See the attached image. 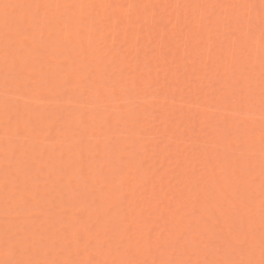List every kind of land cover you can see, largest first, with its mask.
<instances>
[{"label": "snow or ice", "instance_id": "6c2138e0", "mask_svg": "<svg viewBox=\"0 0 264 264\" xmlns=\"http://www.w3.org/2000/svg\"><path fill=\"white\" fill-rule=\"evenodd\" d=\"M161 7L187 14L164 23L157 19ZM161 27L159 53L150 40L153 54L141 62V37ZM73 45L75 57L49 63ZM52 92L76 110L33 107ZM54 116L74 121L68 128L74 142L59 161L66 186L93 179V192L98 185L110 198L139 177L146 185L144 160L162 150L170 166L152 173L160 176L159 191L154 184L143 203L88 229L87 240L70 225L63 232L46 227L43 215L32 213V190L46 171L52 179V166L12 145ZM0 123L8 163L0 178V264H264V0H0ZM92 160L94 178L87 174ZM167 177L178 189L171 198ZM154 214L163 227L149 228ZM105 215L112 216L111 208Z\"/></svg>", "mask_w": 264, "mask_h": 264}, {"label": "rangeland", "instance_id": "374dc122", "mask_svg": "<svg viewBox=\"0 0 264 264\" xmlns=\"http://www.w3.org/2000/svg\"><path fill=\"white\" fill-rule=\"evenodd\" d=\"M18 1H20V0H17V1L13 0V2H18ZM21 1H24V0H21ZM129 1L130 0H108V2L116 3V4H127V3H129ZM166 1L167 0H154V1H152V3L154 2V4H159V5H165L166 3H167L166 5H174L173 2L174 3L180 2V4L196 3L195 0H182V1L177 0L178 2L176 0H168L169 2H166ZM199 1L201 2V0H199ZM205 1L206 2H222V3L236 2V0H205ZM205 1L203 0L202 3H206ZM24 2H26V0ZM148 2H150V0L149 1L148 0H134V1L131 0L130 3H148ZM254 2L258 3L259 0H254ZM197 3H199V2H197ZM172 8L174 9V7H169V8L161 7V8H159L157 10V17L163 18L164 23H167V21L169 19H171L173 22H175V19H176L175 17L177 15L183 16L182 13H184L183 12L184 9H176L175 8L178 11V13H174ZM170 11H171V13H170ZM181 11H182V13H180ZM169 13L173 14V16L169 15ZM101 14H104V13L102 12ZM116 14L119 15L120 12L117 11ZM185 14H187V12L184 13V15ZM161 29H162V31H160ZM120 31H121V35H120L119 39L123 40L124 37L122 35V29ZM169 32H171V26L169 27ZM162 35L165 36V33L163 31V28L161 27L159 29L153 30V32L151 34V38H149L147 36V33H145V35L141 37V42H142V48L140 51L141 62H143L146 53L148 54L149 57H151L153 54L152 49L149 48V41L148 40L155 42L153 44V47L156 48V45H158L156 43H159L160 36L163 37ZM167 39L168 38L166 37V40ZM171 47L173 49L176 48L175 42H171ZM181 50H183V48H180L178 51L180 52L179 54L180 55L182 54L181 56H183V51L181 52ZM68 51H69V53L65 52L63 54H61L59 52L54 53L53 55L50 56L49 63H51L53 65L62 64V63L66 62L65 56H71V57L76 56L77 49L75 48V45H73V47ZM159 51H160V49L157 46L156 52L159 53ZM164 51L167 52V48H165ZM79 82H80L79 77L74 78V87H75V84H78ZM47 95H48L47 100H37L34 103L33 107L39 108L41 111L52 112V113H56V114H60L64 110H67L68 112H72V111L76 110L74 105L68 104L67 101L59 100L56 92L48 93ZM87 111L94 112V107L90 104L87 108ZM66 114L67 113H65V115ZM257 115H258V113H257ZM89 124H90V128L88 130V135L91 136L93 133V129L95 127V122L90 120ZM47 125H49V126H47ZM258 125H259V121L257 120L256 121L257 131H258ZM70 126H74V121L72 119H66L64 121H61L54 116L50 119L44 120L39 125L36 133H32L31 131L26 132L25 136H23L20 140L16 141L15 144L12 145V147H15L16 144H19L22 146V151L24 153H26L27 157L35 159V160H39L40 157L43 156L44 160L47 162V164L52 166V170H53L52 179L51 180L48 179L47 171H46L44 176L41 178L40 182L38 183V185L35 188H33V190H32V192H33L32 195L34 196L32 213L42 214L43 220L45 222V226L46 227L51 226L53 228V231L63 232L64 228L66 226L70 225L71 227L69 230L71 232L75 231L76 233L82 235L85 240H87L90 236V233L87 231L88 229L99 230L105 224L109 223L112 219H114L116 216H118L120 214L122 215L125 212H128V210L130 211V208L134 207L138 202L143 203L145 201L146 197L152 195L154 184H155L156 189L158 191L159 186H160V181H159L160 177L159 176L153 177L151 172L154 171L153 173H155L156 172L155 170L159 169L161 164H164L165 169H167L170 165L167 164V161H165L166 156L168 155L166 153L164 155L165 151L162 152V150H161L160 154L158 153L155 157H152L151 154H149V157H146L144 160V162H146L145 163V165H146L145 171L148 173L149 177L151 178L149 180V182L145 185V183H143L144 177H139L134 182L131 183V185L129 186L130 189H128L129 187L126 188L124 190V192L121 194L118 192H114V194L110 198L109 197L105 198L104 196L101 195V191H100V188L98 185L96 187L95 192H93V190L90 186L91 183L95 182L93 179H90L89 185H85L83 182L78 181V180H73V182L70 186H66L64 183H62L59 180L58 172H59V167H60V164H59L60 153L63 151L65 153V158L67 159L68 147H69L70 143L74 142L73 139L70 137V133L68 132V128ZM47 131H50V132H47ZM45 132H47V133H45ZM3 135H4V128H3V124L0 123V170H2V171H0V178L3 177L2 175H4L5 168L8 167V163L5 160L6 145L4 142V136ZM93 143H95V141H93ZM34 147H36V148H34ZM162 148H163V145H161V149ZM180 148H184V146L180 145ZM257 150H258V144H257ZM31 156H33V157H31ZM73 159H75V157H73ZM162 159L164 160V162ZM257 160H258V158H257ZM158 161H161L162 163L161 162L158 163ZM153 164H155V165L157 164V165L155 166ZM256 164L258 166L255 165L254 174L256 175V173L258 172L256 175L258 177L259 176V168H258L259 162L257 161ZM58 165H59V167H58ZM97 168H98L97 162L95 160H92L90 165L87 168V174L90 178H94L96 176ZM15 170H16V167L13 166V171H15ZM148 170H151V171H148ZM207 170H208L207 168L202 169V171H204L205 173L208 172ZM155 178L157 181H155ZM167 178L164 181V187H165V191L167 190V188H169V190L171 189L170 190L171 192L166 191V192H168L169 198H171L174 194L177 193L178 189L175 188L176 187L175 180H172V177H170V178L167 177ZM21 180H23L22 175H21ZM153 180H154V182H153ZM169 180H172V182L174 181V183L169 184L168 183ZM151 181H152V183H151ZM172 186L175 189H172L173 188ZM255 190L257 191V193L255 191L254 207L257 209V215L255 218H256V222L258 224L259 223L258 222L259 221V215H258L259 185L258 184L256 185ZM121 195H122V197H121ZM125 196L127 197V200H126L125 204L123 205V207H120L119 206L120 200H124ZM135 198H136V200H135ZM79 202H81V203H79ZM127 202H129V203L127 204ZM175 203H178V202H175ZM81 205L84 207H82ZM145 207H148V205L145 204ZM109 208H111L114 216L112 215L111 217H108L105 215L106 211H108ZM116 209H118V210H116ZM79 210H81V211L79 212ZM83 212H85V213H83ZM104 216H106V217H104ZM158 217H159V214L153 215L151 223L149 225V228H152L154 226L156 227V225H158L159 227L164 226V221L162 219H160V217L159 218ZM257 219H258V221H257ZM161 222H163V223H161ZM3 223H4L3 192H2V190H0V228L3 227ZM160 223H161V226H160ZM79 229H80V231L78 232L77 230H79ZM258 254L259 253L257 251V258L259 256ZM98 258L103 259V258H109V257L101 256Z\"/></svg>", "mask_w": 264, "mask_h": 264}, {"label": "bare ground", "instance_id": "6f19581e", "mask_svg": "<svg viewBox=\"0 0 264 264\" xmlns=\"http://www.w3.org/2000/svg\"><path fill=\"white\" fill-rule=\"evenodd\" d=\"M16 1H17V0H16ZM24 1H25V0H24ZM24 1H21V0H20V1H18V2L23 3ZM133 1H134V0H133ZM148 1H149V0H148ZM152 1H154V0H150V2H148V3H152ZM176 1H177V0H176ZM178 1H180V0H178ZM178 1H177V2H178ZM181 1H182V0H181ZM195 1H196V3H197V2H199V3H202V2H203V0H201V2H200L199 0H198V1L195 0ZM204 1H205V0H204ZM130 2H131V0L129 1V3H130ZM166 2H169V1L167 0ZM166 2H165V3H166ZM183 2H184V1H183ZM188 2H189V1H188ZM188 2H187V3H188ZM205 2H206V1H205ZM178 3H180V2H178ZM206 3H207V2H206ZM153 4H154V2H153ZM166 4H167V3H166ZM166 4H165V5H166ZM168 4H169V3H168ZM170 4H171V3H170ZM173 4L175 5V4H177V3H174V2H173ZM168 8H169V7H168ZM174 9H175V8H174ZM174 9L172 8V10L174 11V13H178V11H177L176 9H175V10H174ZM169 10H170V9H169ZM164 11H165V10H164ZM173 11H172V12H173ZM176 11H177V12H176ZM183 12L186 13V10H185V11L183 10ZM170 13H171V11H170ZM170 13H169V15H172V16H173V14H170ZM180 13H182V11H181ZM184 13H182V14L184 15ZM174 15H175V14H174ZM172 16H171V17H172ZM175 16H176V15H175ZM177 16H178V15H177ZM177 16H176V17H177ZM179 16H180V15H179ZM176 17H175V18H176ZM157 19H160V18L157 17ZM160 31H162V29H161ZM147 36H148V35H147ZM162 36H163V35H162ZM160 37H161V36H160ZM150 38H151V37H150ZM168 39H169V38H168ZM148 41L150 42V40H148ZM156 44H159V43H156ZM157 46H158V45H156V48H157ZM158 48H159V47H158ZM72 51H73V50H72ZM182 51H183V50H181V52H182ZM66 52L69 53V51H66ZM179 53H180V52H179ZM71 54H72V53H71ZM71 54H70V55H71ZM67 55H68V54H67ZM181 55H182V54H181ZM69 75H71V73H69ZM45 123H46V122H45ZM47 123H48V122H47ZM49 125H50V124H49ZM49 125H47V126H49ZM47 132H50V131H47ZM47 132H45V133H47ZM48 134H49V133H48ZM29 135H30V134H29ZM3 136H4V135H3ZM34 148H36V147H34ZM162 149H163V148H162ZM257 151H258V150H257ZM162 152H163V151H162ZM31 153H32V152H31ZM165 153H166V152H164V155H165ZM159 154H160V151H159ZM166 154H167V153H166ZM31 155H32V154H31ZM31 157H33V156H31ZM148 157H149V156H148ZM161 157H162V156H161ZM31 159H32V158H31ZM149 160H150V159H149ZM162 160H163V159H162ZM165 161H166V160H165ZM257 161H258V160H257ZM257 161H256V162H257ZM149 162H150V161H149ZM159 162H161V161H158V163H159ZM163 162H164V160H163ZM145 163H146V162H145ZM152 163H153V162H152ZM154 163H155V162H154ZM161 163H162V162H161ZM161 163H160V164H161ZM165 163H166V162H165ZM167 164H168V163H167ZM149 165H150V164H149ZM153 165H155V164H153ZM156 165H157V164H156ZM156 165H155V166H156ZM256 165H257V164H256ZM150 166H151V165H150ZM257 166H258V165H257ZM1 167H2V166H1ZM58 167H59V165H58ZM258 168H259V167H258ZM154 170H155V169H154ZM205 170H206V169H205ZM0 171H2V170H0ZM155 171H156V170H155ZM207 171H208V170H207ZM153 172H154V171H152L151 173H153ZM254 172H255V171H254ZM257 173H258V172H257ZM257 173H256V175H257ZM147 174H148V173H147ZM254 175H255V174H254ZM2 176H3V175H2ZM55 176H56V175H55ZM148 176H149V175H148ZM56 177H57V176H56ZM151 177H152V176H151ZM154 177H155V176H154ZM157 177H158V176H157ZM159 177H160V176H159ZM54 178H55V177H54ZM169 178H170V177H169ZM150 179H151V178H150ZM167 179H168V178H167ZM155 181H157L156 178H155ZM159 181H160V179H159ZM153 182H154V180H153ZM175 182H176V181H175ZM143 183H144V182H143ZM151 183H152V181H151ZM173 183H174V181L172 182V184H173ZM173 186H174V185H173ZM173 186H172V187H173ZM255 187H256V186H255ZM135 188H136V187H135ZM159 188H160V186H159ZM166 188H167V187H166ZM175 188H176V187H175ZM175 188L173 187L172 189H175ZM128 189H130V187H129ZM136 189H137V188H136ZM170 190H171V189H170ZM170 190H169V188H167L166 191H170ZM158 191H159V190H158ZM172 191H173V190H172ZM255 191H256V190H255ZM129 192H130V191H129ZM170 192H171V191H170ZM32 193H33V192H32ZM34 193H35V192H34ZM96 193H97V192H96ZM132 193H133V192H132ZM135 193H136V192H135ZM137 193H138V192H137ZM256 193H257V191H256ZM120 194H121V193H120ZM140 194H141V193H140ZM140 194H139V195H140ZM167 194H168V192H167ZM117 195H118V194H117ZM122 195H123V194H122ZM122 195H121V197H122ZM139 195H138V196H139ZM132 197H133V196H132ZM105 198H106V197H105ZM140 198H141V197H140ZM102 199H103V198H102ZM138 199H139V198H138ZM135 200H136V198H135ZM135 200H134V201H135ZM120 201H121V200H120ZM110 202H111V201H110ZM112 202H113V201H112ZM129 202H130V201H129ZM129 202H127V204H128ZM141 202H142V201H141ZM79 203H81V202H79ZM105 203H106V202H105ZM115 203H116V202H115ZM130 203H131V202H130ZM138 203H139V202H138ZM127 204H126V205H127ZM81 206H82V205H81ZM81 206H80V207H81ZM92 206H93V205H92ZM82 207H84V206H82ZM90 207H91V206H90ZM134 207H135V206H134ZM82 209H83V208H82ZM99 210H100V209H99ZM116 210H118V209H116ZM120 210H121V209H120ZM125 210H126V209H125ZM80 211H81V210H79V212H80ZM128 211H129V210H128ZM106 212H107V211H106ZM83 213H85V212H83ZM123 213H124V212H123ZM115 214H116V213H115ZM112 215H113V212H112ZM120 215H121V214H120ZM113 216H114V215H113ZM75 217H76V216H75ZM87 217H88V216H87ZM104 217H106V216H104ZM88 218H89V217H88ZM96 218H97V217H96ZM158 218H159V217H158ZM108 221H109V220H108ZM257 221H258V219H257ZM258 222H259V221H258ZM157 223H158V222H157ZM157 223H156V224H157ZM161 223H163V222H161ZM161 223H160V226H161ZM99 224H100V223H99ZM149 225H150V224H149ZM99 226H100V225H99ZM151 226H152V225H151ZM156 226H157V225H156ZM154 227H155V226H154ZM77 231L79 232L80 229L77 230ZM87 231H88V230H87ZM72 232H73V231H72ZM74 232H75V231H74ZM258 255H259V254H258ZM109 258H110V257H109Z\"/></svg>", "mask_w": 264, "mask_h": 264}]
</instances>
